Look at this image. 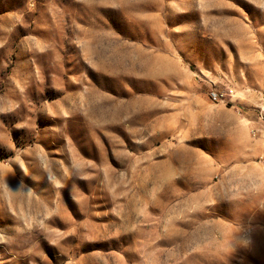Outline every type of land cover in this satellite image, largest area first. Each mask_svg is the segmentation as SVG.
<instances>
[{"label":"rangeland","instance_id":"obj_1","mask_svg":"<svg viewBox=\"0 0 264 264\" xmlns=\"http://www.w3.org/2000/svg\"><path fill=\"white\" fill-rule=\"evenodd\" d=\"M0 264H264V0H0Z\"/></svg>","mask_w":264,"mask_h":264},{"label":"built area","instance_id":"obj_2","mask_svg":"<svg viewBox=\"0 0 264 264\" xmlns=\"http://www.w3.org/2000/svg\"><path fill=\"white\" fill-rule=\"evenodd\" d=\"M224 96L225 94L223 93H217V92L212 93V98L214 101H221Z\"/></svg>","mask_w":264,"mask_h":264}]
</instances>
